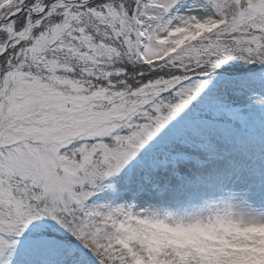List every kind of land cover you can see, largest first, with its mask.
<instances>
[{
    "label": "snow or ice",
    "instance_id": "obj_1",
    "mask_svg": "<svg viewBox=\"0 0 264 264\" xmlns=\"http://www.w3.org/2000/svg\"><path fill=\"white\" fill-rule=\"evenodd\" d=\"M261 232L264 0H0V264H241Z\"/></svg>",
    "mask_w": 264,
    "mask_h": 264
},
{
    "label": "rangeland",
    "instance_id": "obj_2",
    "mask_svg": "<svg viewBox=\"0 0 264 264\" xmlns=\"http://www.w3.org/2000/svg\"><path fill=\"white\" fill-rule=\"evenodd\" d=\"M177 240H185L184 237H177ZM162 243H168L163 241ZM243 256L241 264H264V232L258 234L246 247L235 249Z\"/></svg>",
    "mask_w": 264,
    "mask_h": 264
},
{
    "label": "trees",
    "instance_id": "obj_3",
    "mask_svg": "<svg viewBox=\"0 0 264 264\" xmlns=\"http://www.w3.org/2000/svg\"><path fill=\"white\" fill-rule=\"evenodd\" d=\"M137 171H139V170H137Z\"/></svg>",
    "mask_w": 264,
    "mask_h": 264
}]
</instances>
